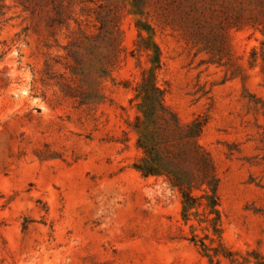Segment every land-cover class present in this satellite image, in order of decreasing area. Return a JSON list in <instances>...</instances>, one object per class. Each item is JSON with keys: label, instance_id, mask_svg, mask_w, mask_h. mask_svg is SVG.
Wrapping results in <instances>:
<instances>
[{"label": "rangeland", "instance_id": "374dc122", "mask_svg": "<svg viewBox=\"0 0 264 264\" xmlns=\"http://www.w3.org/2000/svg\"><path fill=\"white\" fill-rule=\"evenodd\" d=\"M101 24L75 74V38ZM262 30L264 0H0V264H210L177 191L133 169L139 37L160 50L165 104L204 122L232 255L217 264H264Z\"/></svg>", "mask_w": 264, "mask_h": 264}, {"label": "trees", "instance_id": "16d2710c", "mask_svg": "<svg viewBox=\"0 0 264 264\" xmlns=\"http://www.w3.org/2000/svg\"><path fill=\"white\" fill-rule=\"evenodd\" d=\"M101 27L102 24L95 35L79 31L75 38V50L70 53L73 59L71 69L75 74L81 70L85 58L97 49ZM262 33L264 35V30ZM106 34L110 39L112 32ZM111 41L113 54L106 59V72L116 64L117 45L115 40ZM135 46L137 52H151L148 54L151 66L142 72L129 100L135 102L136 114L129 127L137 134L136 149L139 151L133 169L143 178H163L171 189L177 191L183 223L195 222L202 232L201 236L192 232L189 242L210 264H217L221 256L231 258L232 255L221 242L219 178L209 153L199 143L204 122L196 119L182 124L179 121L176 113L164 102V90L156 85V73L161 65L158 46L150 39L140 37ZM260 53L264 56V41ZM257 56V50L252 49L250 66L255 64ZM189 227L192 229L194 225Z\"/></svg>", "mask_w": 264, "mask_h": 264}]
</instances>
